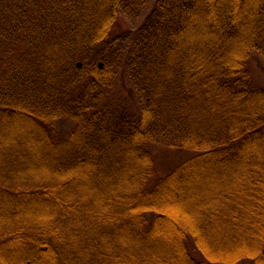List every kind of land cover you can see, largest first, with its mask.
<instances>
[{"label": "trees", "instance_id": "16d2710c", "mask_svg": "<svg viewBox=\"0 0 264 264\" xmlns=\"http://www.w3.org/2000/svg\"><path fill=\"white\" fill-rule=\"evenodd\" d=\"M255 59L264 0H0V264H264Z\"/></svg>", "mask_w": 264, "mask_h": 264}, {"label": "rangeland", "instance_id": "374dc122", "mask_svg": "<svg viewBox=\"0 0 264 264\" xmlns=\"http://www.w3.org/2000/svg\"><path fill=\"white\" fill-rule=\"evenodd\" d=\"M152 6H149L144 12L143 16L137 20H128L125 17L121 16L118 18V21L116 23L115 29L113 34H123L124 32L127 31V29H131L133 26H138L142 23L144 18L149 14L151 11ZM126 30V31H125ZM260 59H255L252 61V69L254 71V79L258 84L264 85V64L259 61ZM81 65H83L81 63ZM122 77L118 78V82L116 85V90L121 93H125L121 91V87L123 85L124 79H121ZM125 83V81H124ZM127 93H130L127 91ZM126 94V93H125ZM126 96V95H125ZM130 99V98H129ZM129 104L132 105L133 107V102L130 99ZM58 126V131L59 133L66 132L73 128L74 124L71 122H59L57 124ZM193 152L191 151H179L175 149H159L156 151V164H157V169L159 172V175L166 174L172 170L177 164L182 162L183 160L187 159L188 157L192 156Z\"/></svg>", "mask_w": 264, "mask_h": 264}]
</instances>
